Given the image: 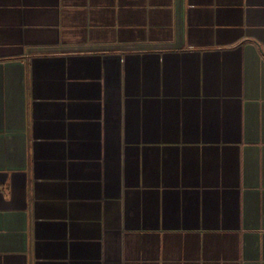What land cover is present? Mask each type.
<instances>
[{
	"label": "crops",
	"instance_id": "crops-1",
	"mask_svg": "<svg viewBox=\"0 0 264 264\" xmlns=\"http://www.w3.org/2000/svg\"><path fill=\"white\" fill-rule=\"evenodd\" d=\"M0 264H264V0H0Z\"/></svg>",
	"mask_w": 264,
	"mask_h": 264
}]
</instances>
